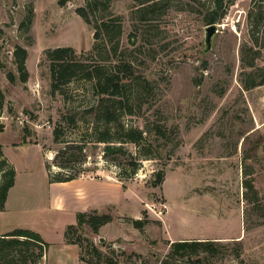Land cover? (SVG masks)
Returning <instances> with one entry per match:
<instances>
[{
    "label": "rangeland",
    "instance_id": "374dc122",
    "mask_svg": "<svg viewBox=\"0 0 264 264\" xmlns=\"http://www.w3.org/2000/svg\"><path fill=\"white\" fill-rule=\"evenodd\" d=\"M212 1L0 0V183L4 172L16 173L7 223L46 243L61 238L72 219L52 210L51 197L69 191L52 187L47 173L60 172L53 159L65 142H82L71 172L81 171L87 191L114 199L87 211L113 217L97 234L86 225L70 233L85 264H264V83L246 87L264 79V0H224L204 54L203 19ZM87 2L92 25H107L96 41L75 12ZM57 47L83 53V72L52 93L44 52ZM17 48L26 52L25 82ZM94 69L119 76L130 107L123 123L144 132L152 154L145 159L133 144L112 143L136 164L129 179L125 165L113 163L90 135L88 108L98 97L83 74ZM132 220L146 224L138 230ZM183 241L216 243L197 256L171 255V244ZM41 253L32 246L26 264H44Z\"/></svg>",
    "mask_w": 264,
    "mask_h": 264
},
{
    "label": "trees",
    "instance_id": "16d2710c",
    "mask_svg": "<svg viewBox=\"0 0 264 264\" xmlns=\"http://www.w3.org/2000/svg\"><path fill=\"white\" fill-rule=\"evenodd\" d=\"M68 0H58V5L63 6ZM224 0H213L212 10L204 16L205 25L216 24L221 18ZM92 4L87 2L84 7L77 8L76 14L88 26L92 25L90 14H92ZM106 23L100 25H92L93 34L92 38L96 41L100 37V31L106 28ZM120 28V27H119ZM93 51L97 50L96 44L92 47ZM26 52L22 48H17L14 52L16 58V65L18 71L22 72L20 81L25 82L27 74L24 72V60ZM44 55L48 61V70L50 77V90L52 93L60 91L61 88L66 87L69 83L77 78V74L83 72L82 64L79 63L77 58H80L83 53L77 55L74 49L70 47H57L54 49L45 50ZM130 68V66H127ZM83 79L92 82L95 95L98 97L95 104L88 108V114L93 118L90 135L93 136L94 141L97 143L105 144L104 155H112L113 163L116 165L124 164L125 179L131 178L136 172V164L130 157L128 160L121 154V146H114L112 143H130L139 147V156L148 159L152 156L148 148L144 145L145 134L137 128L126 126L121 118L123 112L130 113L127 98L121 95V80L119 76L110 75L108 77H101L100 69H94L83 74ZM9 81H12L9 77ZM264 83V79L260 80L258 84L252 82L246 87H254ZM1 108V103H0ZM70 122L74 124V120L70 118ZM1 131V130H0ZM153 135L157 137H164V132L160 128H153ZM58 130L54 131V141H58ZM143 143V144H142ZM65 146L55 155L53 159V166L60 169L55 175L47 173L49 183H65L79 178V172L70 170V164L79 162L83 143L68 141L64 143ZM130 155L128 154V157ZM152 158V157H151ZM5 161L0 160V169L5 166ZM48 172V170H47ZM14 171L12 169L3 173V180L0 183V211L3 210L4 203L7 197V191L13 185ZM156 183L162 182L163 173L157 172L155 174ZM113 221V217L109 214H97L95 211L81 212L76 214V224L70 225L64 231L63 237L66 244L76 245L80 247L77 240L70 238V233L75 232L77 229L86 225L90 231L97 234L100 227ZM146 223L142 220H132L134 228L141 230ZM214 241H183L175 242L170 246V254L179 258L188 256H197L200 252H211L214 249ZM38 249V256L42 255V248L45 250L47 244L43 242L40 236L30 230L14 229L11 232L0 236V264H26V254L31 247ZM79 259L82 262L89 263L83 259L80 254ZM193 264H201V259L196 258Z\"/></svg>",
    "mask_w": 264,
    "mask_h": 264
},
{
    "label": "crops",
    "instance_id": "0c3cea01",
    "mask_svg": "<svg viewBox=\"0 0 264 264\" xmlns=\"http://www.w3.org/2000/svg\"><path fill=\"white\" fill-rule=\"evenodd\" d=\"M49 184L52 187H63L69 191L53 192L51 197V208L53 211L60 213L61 215L69 214V217L72 219V221L63 225L61 238L54 244L46 243L42 239V237L37 233L43 240V242L48 245L45 249L44 264L48 263V253L50 251L53 252L52 264H85L79 259V248L76 245L65 243L63 237L64 231L68 226L75 225V217L77 213L87 212L91 209L101 210L102 207L106 206L107 204H109V202H112L114 199L112 197H109V192L87 191L86 187L91 186V183H89L88 181H83L79 178L66 183ZM9 191L10 189L7 191V197L4 203V207L3 210L0 212V230L4 233L16 229L15 224L7 223L6 220H4V216L8 213L9 209ZM73 218H75V220Z\"/></svg>",
    "mask_w": 264,
    "mask_h": 264
},
{
    "label": "water",
    "instance_id": "95a60500",
    "mask_svg": "<svg viewBox=\"0 0 264 264\" xmlns=\"http://www.w3.org/2000/svg\"><path fill=\"white\" fill-rule=\"evenodd\" d=\"M217 28H218L217 24L207 25L204 28V40H203L204 48L202 50L204 54L207 53L211 49L213 37L217 33ZM99 239L100 241H103L102 238H99Z\"/></svg>",
    "mask_w": 264,
    "mask_h": 264
},
{
    "label": "built area",
    "instance_id": "2783aa9c",
    "mask_svg": "<svg viewBox=\"0 0 264 264\" xmlns=\"http://www.w3.org/2000/svg\"><path fill=\"white\" fill-rule=\"evenodd\" d=\"M232 31H235V29H236V25L235 24H232Z\"/></svg>",
    "mask_w": 264,
    "mask_h": 264
}]
</instances>
